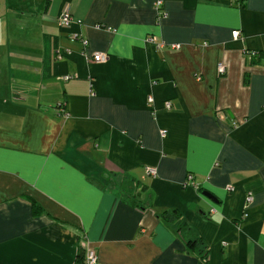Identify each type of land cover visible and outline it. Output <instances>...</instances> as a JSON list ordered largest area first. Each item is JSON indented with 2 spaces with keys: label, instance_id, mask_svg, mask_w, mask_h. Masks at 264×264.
Returning <instances> with one entry per match:
<instances>
[{
  "label": "crops",
  "instance_id": "crops-1",
  "mask_svg": "<svg viewBox=\"0 0 264 264\" xmlns=\"http://www.w3.org/2000/svg\"><path fill=\"white\" fill-rule=\"evenodd\" d=\"M243 1L0 0V264H83L81 239L101 264H204L166 210L207 264H264V0Z\"/></svg>",
  "mask_w": 264,
  "mask_h": 264
},
{
  "label": "built area",
  "instance_id": "built-area-1",
  "mask_svg": "<svg viewBox=\"0 0 264 264\" xmlns=\"http://www.w3.org/2000/svg\"><path fill=\"white\" fill-rule=\"evenodd\" d=\"M234 4H239V0H231ZM162 5H163V0H156L155 2V7H156V11H157V17H162L164 16V11H162ZM57 20L58 22L62 25V26H67L69 25L72 21H73V16L72 14L70 13L69 9L67 7H65L61 14L57 17ZM233 36L235 38L239 37L240 34H239V31L235 30L233 31ZM73 39H79L81 44L83 45V48L87 45L88 41L82 37V36H79V35H73L71 36ZM148 41L152 42L157 48H162L164 47V42L162 41H157L156 38L154 36H149L147 38ZM172 47L174 48H178L179 47V44H172ZM254 53L256 52H250V54L253 56ZM91 58L95 61H105L107 59V55L104 54V53H94ZM225 72V65L223 62H218L217 64V73L219 75H222L224 74ZM70 77V75H65L63 78L64 79H68ZM148 102L149 103H152L153 101V98L152 96H149L148 97ZM164 107L166 109H170L171 107V103L170 101H166L164 103ZM57 109L58 111H61L63 112V106H62V103H58L57 104ZM165 130H161V136H165ZM147 174L149 175H156V169L153 168V167H147ZM188 180L192 179V175H188ZM227 190L229 191H232L233 190V186H227ZM253 200V196L252 194H249L247 197H246V206L251 203ZM80 248L82 249V252H83V264H101L99 262V257H98V253H97V250L96 248H94L93 246H91L90 244L88 243H85L84 242V239H81L80 240Z\"/></svg>",
  "mask_w": 264,
  "mask_h": 264
},
{
  "label": "trees",
  "instance_id": "trees-1",
  "mask_svg": "<svg viewBox=\"0 0 264 264\" xmlns=\"http://www.w3.org/2000/svg\"><path fill=\"white\" fill-rule=\"evenodd\" d=\"M244 1L239 0L238 6H244ZM261 58V53H254L251 57L252 61L258 62ZM32 212L33 214H37L41 212L40 206L32 201ZM162 218L166 222L176 223V228L181 237L186 242V248L188 251L194 253L196 256L200 258V260L207 264L208 262V247L200 235L192 228L190 225L180 216L177 210H166L161 214ZM83 252L79 247L78 249V260L80 259L83 262Z\"/></svg>",
  "mask_w": 264,
  "mask_h": 264
},
{
  "label": "water",
  "instance_id": "water-1",
  "mask_svg": "<svg viewBox=\"0 0 264 264\" xmlns=\"http://www.w3.org/2000/svg\"><path fill=\"white\" fill-rule=\"evenodd\" d=\"M204 195H206L209 198H212V196L209 193L204 192Z\"/></svg>",
  "mask_w": 264,
  "mask_h": 264
},
{
  "label": "rangeland",
  "instance_id": "rangeland-1",
  "mask_svg": "<svg viewBox=\"0 0 264 264\" xmlns=\"http://www.w3.org/2000/svg\"><path fill=\"white\" fill-rule=\"evenodd\" d=\"M39 1H41V0H39Z\"/></svg>",
  "mask_w": 264,
  "mask_h": 264
}]
</instances>
